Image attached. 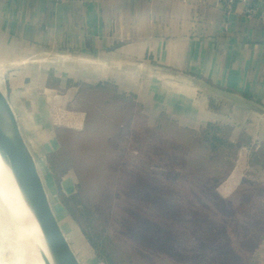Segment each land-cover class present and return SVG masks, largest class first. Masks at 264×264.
<instances>
[{"label": "crops", "instance_id": "1", "mask_svg": "<svg viewBox=\"0 0 264 264\" xmlns=\"http://www.w3.org/2000/svg\"><path fill=\"white\" fill-rule=\"evenodd\" d=\"M247 1L264 13V0ZM243 8L238 4L225 14L218 0H0V66H18L35 55L56 58L59 66L25 77L30 88L19 90L15 79L23 73L6 70V98L18 126L11 98L41 95L46 107L63 115L77 83L109 81L153 118L164 113L191 129L209 122L228 125L232 142L248 140L217 186L221 196L233 194L244 180L264 184V18L248 19ZM67 64L88 65L95 77L88 80L79 69L67 70ZM195 80L262 113L239 109ZM45 118L52 127L38 151L44 157L57 149L48 139L57 145L55 130L65 127ZM22 136L37 166L36 153Z\"/></svg>", "mask_w": 264, "mask_h": 264}, {"label": "trees", "instance_id": "2", "mask_svg": "<svg viewBox=\"0 0 264 264\" xmlns=\"http://www.w3.org/2000/svg\"><path fill=\"white\" fill-rule=\"evenodd\" d=\"M76 87L67 110L85 113V129L81 133L56 129L58 148L46 155V161L61 205L79 227L97 258L103 264L180 262L170 253L173 247L170 231L164 230L165 236H158L155 225L142 226L135 219L141 206L138 199L140 190L156 193L158 190L151 179L163 176L186 188L192 206L200 201L214 203L210 209L217 214L215 234L222 235L223 242L217 241L214 246L212 240L204 236L210 230L212 217L209 212L205 213L206 217L205 214L200 216L204 221L200 232L204 235L195 238L199 248L206 247L212 252L217 250L215 256L219 264H252L255 250L264 235V184L244 180L227 197L216 190L233 169L239 147L248 140L241 137L232 142V128L228 125L209 122L198 129H191L178 125L164 113L149 125L141 113V104L133 95L118 92L116 85L109 81L95 84L79 82ZM133 118L139 124L136 129L130 125ZM72 148L79 149L77 155H73ZM120 149L125 152L135 150L137 156L124 158L119 154L122 152ZM85 153L87 156L83 157ZM260 158L264 166V149ZM107 166L113 172L122 170L120 173L126 187L123 209L132 216L127 227L131 236L129 241L109 232L111 225L102 199L114 175L106 170ZM91 168L94 172L84 173ZM70 170L76 178V191L64 195L59 181ZM141 186L146 189H141ZM145 199L150 200L149 206L163 203L162 199L155 197L157 202L152 201L149 195ZM237 211H242L244 221L238 223ZM239 226L238 230L234 229ZM239 231L242 233L237 239L235 236ZM236 241L237 244L234 243ZM221 248L224 251L219 253Z\"/></svg>", "mask_w": 264, "mask_h": 264}, {"label": "rangeland", "instance_id": "3", "mask_svg": "<svg viewBox=\"0 0 264 264\" xmlns=\"http://www.w3.org/2000/svg\"><path fill=\"white\" fill-rule=\"evenodd\" d=\"M56 63V58L49 57L48 55H35L22 62V64H19L18 66H7L1 64L0 91L6 97V87L8 79L5 75V72H7V69L21 70V72L23 73L21 78L24 79V81L19 78L15 79L16 90H19V87H25L29 89L30 84L27 80L29 75H35L38 71H48L50 69H53L55 71V69L59 67ZM64 67L67 70H72L73 68L79 69L83 74L85 73V78H88V80L95 77L90 76L91 70L88 65L73 66L72 64H67L64 65ZM15 77L16 76H14V78ZM82 83L95 84V82L92 83L88 81H83ZM74 88L73 89L76 93L77 87ZM29 92L30 91L28 90L27 95H29ZM37 93L40 92L37 91ZM44 99V96L41 95L38 98H27L25 96L11 98L19 119V129L24 135L25 139L29 142L34 154L36 153V167L43 183L48 202L67 243L69 244L79 263L103 264L97 258L96 254L87 242L79 227L75 224L70 215L64 210L63 206L61 205L57 195L55 183L52 179L51 170L47 165L46 156L44 157V155H41V153L38 152H41V149L44 148L41 146V143H44L45 140H47L46 138L48 137V135H50V128L52 127L51 124L49 125V123L46 122V116L49 115L52 122L65 126H61V129L81 133L85 129L86 125L85 113L83 111H69V113L67 112V114L61 115L59 111L51 110L52 108L46 107L45 104H43ZM27 100L31 102H28ZM141 113L145 117V122L147 124L152 125L155 122L156 118H153L152 115L142 107ZM130 125L133 129H136V126H138L139 124L136 123L135 119L133 118V122H131ZM48 140L49 141H47L46 143H52L53 145H55V148H58V143L56 145V143L54 144L51 139ZM78 141L79 139L77 140V142ZM48 144L47 149H51L53 145L48 146ZM75 150L76 149L72 148L73 155H77V153L79 152V149H77L76 151ZM120 151L122 150L120 149ZM119 154L123 155L124 158H135L137 156L135 150H130L129 152H125L123 150ZM85 156H87L86 153L83 154V157ZM107 168L108 169L106 170L114 175V177L106 187V191L104 193L105 197L104 199H102L107 210L106 212L108 213L107 218L111 225V230L109 232L111 235H115L117 233V237L121 238L124 241H129L131 236L127 227L129 226V221L132 220V216L127 215L126 210L124 211L123 209L126 204V187L124 179L122 177V173H120L122 170L120 172H113L109 170L110 166H107ZM84 171H86L84 173H91L94 172V168L86 169ZM75 179L76 178L74 176V173L71 170L60 178L59 185H62V187H64V191L62 192L64 195H71L75 193ZM151 180L155 184L158 191L156 193H145L141 192L140 190L138 199L140 200L141 206L138 208L140 212L137 211V216H135L136 221H138L139 224L142 223V226H144V224H147L148 226L155 225L157 229L156 233L158 236H165L164 230L171 232L169 237L173 244V247L170 249V253L175 255L173 256L174 258L180 259V262H178V264H219L220 261H218L219 259L215 256L217 250H215V252H212V250H209L206 247L204 249L199 248V243H197V240H195L197 236L204 235L202 234V232H200L201 228H204V221L200 216L205 213L211 212L210 216L212 217V220L211 222H209L210 230L208 234L204 236H207L209 240H212L211 244H213L214 246L217 241H219L220 243L223 242L222 235H220L219 233V235L215 234L217 214L215 213L214 209H210V207H214V203L200 201L199 204L196 203V206L194 207L190 203V198L188 199L187 197L189 194L186 192V188H184L182 185L178 184L177 182H173L168 177L163 176H154ZM141 189L145 190L146 188L142 187ZM148 195L152 201L157 202V200H154L155 197L158 199H162L163 203H159L155 206H149L150 200L145 199V196L147 197ZM208 203L210 204V206H208ZM258 212L260 213V211ZM262 212L264 213V211ZM241 215L242 211H237V217L239 218L238 223L240 221H244L245 219L242 218ZM239 228L241 227H234V229L236 230H238ZM147 232L149 231L147 230ZM0 233L9 234V232L4 231H0ZM241 233L242 232L239 231L238 236L236 235L235 238L238 239V237H241ZM262 236L263 240L255 250L252 264H264V235ZM234 243L237 244V241ZM222 249L223 248L219 250V253H222V251H224ZM4 258H6V250L0 251V262Z\"/></svg>", "mask_w": 264, "mask_h": 264}, {"label": "water", "instance_id": "4", "mask_svg": "<svg viewBox=\"0 0 264 264\" xmlns=\"http://www.w3.org/2000/svg\"><path fill=\"white\" fill-rule=\"evenodd\" d=\"M203 89L227 99L243 110L261 112L254 105L227 91L195 80ZM0 145L18 183L25 205L37 230L45 264H80L67 243L50 207L35 161L21 134L17 118L7 98L0 91Z\"/></svg>", "mask_w": 264, "mask_h": 264}, {"label": "bare ground", "instance_id": "5", "mask_svg": "<svg viewBox=\"0 0 264 264\" xmlns=\"http://www.w3.org/2000/svg\"><path fill=\"white\" fill-rule=\"evenodd\" d=\"M0 231L9 232L0 233V251L6 250L0 264H45L37 230L1 145Z\"/></svg>", "mask_w": 264, "mask_h": 264}, {"label": "built area", "instance_id": "6", "mask_svg": "<svg viewBox=\"0 0 264 264\" xmlns=\"http://www.w3.org/2000/svg\"><path fill=\"white\" fill-rule=\"evenodd\" d=\"M56 2H61L64 0H55ZM144 1H150V0H144ZM221 4L225 14L232 13L234 7L238 4L244 5L243 8V14L246 18H264V13L259 10V7L257 4L249 3L247 0H218Z\"/></svg>", "mask_w": 264, "mask_h": 264}]
</instances>
